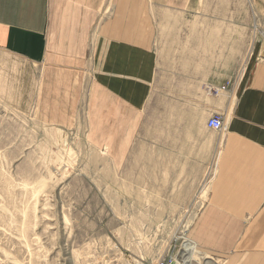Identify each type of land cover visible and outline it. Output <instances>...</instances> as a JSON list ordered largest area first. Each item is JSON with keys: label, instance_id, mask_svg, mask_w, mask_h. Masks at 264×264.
<instances>
[{"label": "crops", "instance_id": "crops-1", "mask_svg": "<svg viewBox=\"0 0 264 264\" xmlns=\"http://www.w3.org/2000/svg\"><path fill=\"white\" fill-rule=\"evenodd\" d=\"M252 1L251 13L204 10L208 0H0V98L51 125L84 108L89 143L154 181L138 185L148 195L206 186L187 230L194 262L264 264V39L249 47L254 22L264 38V0Z\"/></svg>", "mask_w": 264, "mask_h": 264}, {"label": "rangeland", "instance_id": "rangeland-1", "mask_svg": "<svg viewBox=\"0 0 264 264\" xmlns=\"http://www.w3.org/2000/svg\"><path fill=\"white\" fill-rule=\"evenodd\" d=\"M208 1L204 10L257 11L252 0ZM260 26L249 47L264 39ZM85 121L83 108L71 126L51 125L0 98V264L167 263L190 242L206 186L187 197L148 195L138 185L154 181L108 162ZM172 200L185 210H165Z\"/></svg>", "mask_w": 264, "mask_h": 264}, {"label": "bare ground", "instance_id": "bare-ground-1", "mask_svg": "<svg viewBox=\"0 0 264 264\" xmlns=\"http://www.w3.org/2000/svg\"><path fill=\"white\" fill-rule=\"evenodd\" d=\"M194 251V244L192 242H186L183 246V250L179 253V256L173 260L172 264H191Z\"/></svg>", "mask_w": 264, "mask_h": 264}, {"label": "built area", "instance_id": "built-area-1", "mask_svg": "<svg viewBox=\"0 0 264 264\" xmlns=\"http://www.w3.org/2000/svg\"><path fill=\"white\" fill-rule=\"evenodd\" d=\"M206 125L213 130L220 131L222 129V126H223V121L219 115H212L207 119ZM171 263L172 262L165 263L164 261H162L158 264H171Z\"/></svg>", "mask_w": 264, "mask_h": 264}]
</instances>
